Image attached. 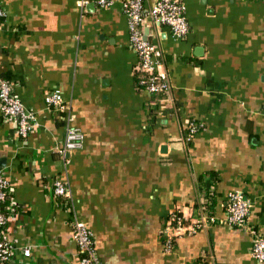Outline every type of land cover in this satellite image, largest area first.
Here are the masks:
<instances>
[{
	"label": "crops",
	"instance_id": "1",
	"mask_svg": "<svg viewBox=\"0 0 264 264\" xmlns=\"http://www.w3.org/2000/svg\"><path fill=\"white\" fill-rule=\"evenodd\" d=\"M0 2V78L39 121L21 139L0 114V169L15 202L8 240L30 244L34 264H80L74 213L102 264H264L248 230L264 234V0H183L181 39L146 14L143 35L161 50L170 84L156 99L139 88L121 0ZM54 90L82 134L64 155L63 121L44 101ZM189 120L203 124L190 141ZM54 178L68 186L64 203ZM208 188L218 219L241 193L247 227L209 222L166 251L170 213H202Z\"/></svg>",
	"mask_w": 264,
	"mask_h": 264
},
{
	"label": "built area",
	"instance_id": "2",
	"mask_svg": "<svg viewBox=\"0 0 264 264\" xmlns=\"http://www.w3.org/2000/svg\"><path fill=\"white\" fill-rule=\"evenodd\" d=\"M99 7H107L114 3V0H97ZM144 0H121V7L127 18L129 33V46L135 51L138 57V69L143 73L140 80L141 89L149 94H165L169 91L170 84L167 76L160 73L158 68L161 64V50L155 44L146 39L143 35L142 24L146 14L154 21L169 28L174 39H181L189 32V22L185 14L183 0H155L149 10L145 11ZM5 10L0 2V18L4 17ZM44 101L48 106L59 113L64 124V138L57 148L59 154L64 155L70 150L81 145L82 134L80 130L70 125L71 112L69 106L63 101L58 90L46 95ZM0 114L3 121H12L15 124L17 135L25 139L35 128L39 121L36 115L28 110L22 100L15 96L9 82L0 78ZM203 128V124L195 120L187 123L186 140H189L195 133ZM11 181L6 172L0 169V264H34L31 260V245H16L5 237V228L8 216L15 206L13 197L10 194ZM52 194L55 197L69 199L70 191L61 178H54L52 181ZM250 203L241 193L233 192L228 195L223 218H216L215 215L206 214L204 211L189 223L181 211V214L170 213L164 249L170 251L173 247V240L183 234H190L206 223L222 221L226 224L247 227ZM72 235L77 246L80 264H102L98 259L93 241V234L85 223L74 213L71 220ZM252 236V257L261 262L264 261V234L255 228L249 227Z\"/></svg>",
	"mask_w": 264,
	"mask_h": 264
},
{
	"label": "trees",
	"instance_id": "3",
	"mask_svg": "<svg viewBox=\"0 0 264 264\" xmlns=\"http://www.w3.org/2000/svg\"><path fill=\"white\" fill-rule=\"evenodd\" d=\"M138 85H139V88L141 89V84H140V80L143 78V73L141 71H139L138 73ZM142 90V89H141ZM153 96L154 99L156 98H160V97H163L161 93H154V94H151ZM155 108V107H153ZM152 108V109H153ZM157 108V107H156ZM190 141V139H189ZM188 141V142H189ZM207 201L205 203V206L203 207V211L206 213V214H212L213 213V209H212V202H213V194H212V191L210 188L207 189ZM57 198H60L61 201H63V203L65 202V200L63 199V197H57ZM175 214H181V212L179 211H174ZM200 216V211L197 210V205L193 208V213L191 214L190 218H188L187 220L184 221V223H189L190 219H195V218H198Z\"/></svg>",
	"mask_w": 264,
	"mask_h": 264
},
{
	"label": "water",
	"instance_id": "4",
	"mask_svg": "<svg viewBox=\"0 0 264 264\" xmlns=\"http://www.w3.org/2000/svg\"><path fill=\"white\" fill-rule=\"evenodd\" d=\"M146 38V37H145ZM4 165V163L3 162H0V167H2Z\"/></svg>",
	"mask_w": 264,
	"mask_h": 264
}]
</instances>
